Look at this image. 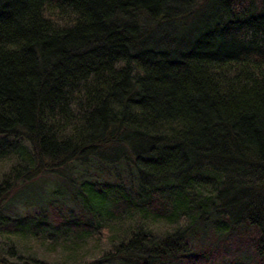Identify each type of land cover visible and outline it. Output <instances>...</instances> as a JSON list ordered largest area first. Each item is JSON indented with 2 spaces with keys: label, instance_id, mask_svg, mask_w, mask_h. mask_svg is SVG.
<instances>
[{
  "label": "trees",
  "instance_id": "obj_1",
  "mask_svg": "<svg viewBox=\"0 0 264 264\" xmlns=\"http://www.w3.org/2000/svg\"><path fill=\"white\" fill-rule=\"evenodd\" d=\"M8 259L264 264V0H0Z\"/></svg>",
  "mask_w": 264,
  "mask_h": 264
},
{
  "label": "rangeland",
  "instance_id": "obj_2",
  "mask_svg": "<svg viewBox=\"0 0 264 264\" xmlns=\"http://www.w3.org/2000/svg\"><path fill=\"white\" fill-rule=\"evenodd\" d=\"M209 8H210V4H209V2H206L205 8L203 9L202 13L208 12ZM194 21H195V17H192L184 29L185 32L190 31ZM70 179H73V178L69 173H66V174H63L60 176H53L51 174H48V175H45L43 178H40L38 180H35L34 182L28 183L25 186H23L19 190L17 196H19V198H23V199L35 198V197L37 198L39 196H44L43 193H45L47 191V188H52L55 185L63 186ZM33 207H34L33 204H29L28 207H25L24 204H21L20 208H18V209H20L21 211H25V210L31 209ZM5 263L6 264H21L22 261H18V259L11 261L8 259V260H5Z\"/></svg>",
  "mask_w": 264,
  "mask_h": 264
}]
</instances>
